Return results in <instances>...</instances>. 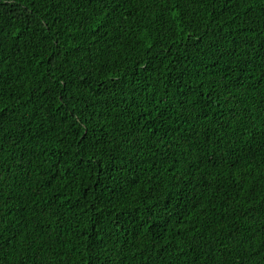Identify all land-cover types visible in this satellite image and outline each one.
I'll return each instance as SVG.
<instances>
[{"label":"trees","instance_id":"obj_1","mask_svg":"<svg viewBox=\"0 0 264 264\" xmlns=\"http://www.w3.org/2000/svg\"><path fill=\"white\" fill-rule=\"evenodd\" d=\"M0 264H264V0H0Z\"/></svg>","mask_w":264,"mask_h":264}]
</instances>
